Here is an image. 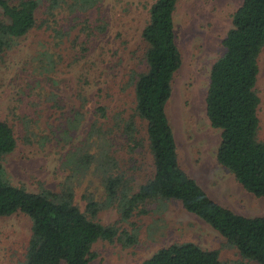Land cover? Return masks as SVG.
<instances>
[{
	"label": "rangeland",
	"instance_id": "obj_1",
	"mask_svg": "<svg viewBox=\"0 0 264 264\" xmlns=\"http://www.w3.org/2000/svg\"><path fill=\"white\" fill-rule=\"evenodd\" d=\"M53 1L37 0V26L16 48L0 56V120L13 128L17 139L16 150L3 159L8 181L31 193H61L71 187L74 202L82 211L86 209L85 194H93L102 203L97 220L116 228L119 239L97 242L90 264H143L162 248L188 242L219 252L225 264H259L245 259L179 201L149 202L146 213L124 220L116 203L105 200L95 167L81 164L84 140L96 119L93 113L105 106L117 120H113L116 131L121 133L119 127L130 118H135L140 130L143 145L131 160L120 134L116 135V156L121 164L127 165L137 185L154 174L146 123L135 114V82L138 74L147 70L142 32L157 0H103L88 13L69 14L68 10L66 14L53 9L54 17H49ZM242 3L178 1L175 32L183 64L175 75L167 111L182 168L214 201L254 218L264 216V199L246 191L218 162L221 132L212 127L206 112L211 69L225 53L223 41ZM86 14L101 19L103 29L90 33L83 24L89 17L83 18ZM61 30L62 37L54 32ZM260 69L257 88L262 101L260 139L264 141V50ZM73 111L87 112V116L70 140L68 116ZM31 228V219L21 212L0 218V264L25 263ZM127 236L134 237L135 244L127 245Z\"/></svg>",
	"mask_w": 264,
	"mask_h": 264
},
{
	"label": "trees",
	"instance_id": "obj_2",
	"mask_svg": "<svg viewBox=\"0 0 264 264\" xmlns=\"http://www.w3.org/2000/svg\"><path fill=\"white\" fill-rule=\"evenodd\" d=\"M102 1L55 0L48 16L54 17L53 9L61 13L69 10V14L88 13L99 8ZM178 1L157 0L142 32L147 46V70L136 77L135 114L146 123L145 139L153 157V176L137 185L127 165L121 164L116 156L119 152L116 135L120 134L123 149L131 160L143 145L140 130L135 118H130L119 127L121 133L116 131L115 117L110 116L105 106L97 107L93 113L96 119L84 140L81 164L95 167L104 185L105 200L116 203L124 220L131 219L135 213H146L149 202L179 201L189 213L208 223L235 246L245 259L264 264V216L250 218L220 205L180 164L167 111L175 75L183 64L175 32ZM38 10L37 0H0V56L16 48L18 41L37 26ZM89 17L83 24L90 33L99 32L103 22ZM54 32L64 35L62 30ZM223 46L225 53L212 66L206 96L208 119L221 132L217 160L246 191L264 199V141L260 139L259 114L262 101L257 88L264 50V0H243L233 15L232 28ZM86 103L83 101L82 106L86 107ZM86 116L87 112L81 111L69 114L70 140ZM16 148L13 128L0 120V218L21 212L31 219L24 264H90L95 258L93 247L97 242L119 239L116 228L97 220L104 208L102 203L93 194H85L86 209L82 211L74 202L75 192L71 187L61 193H31L12 185L6 177L3 159ZM135 240L127 236L124 242L132 245ZM143 264L225 263L219 252L188 242L162 248Z\"/></svg>",
	"mask_w": 264,
	"mask_h": 264
}]
</instances>
